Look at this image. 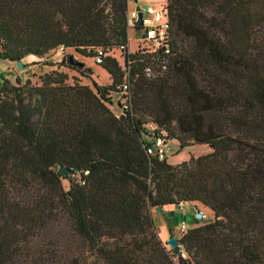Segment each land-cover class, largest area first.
<instances>
[{
	"label": "trees",
	"instance_id": "trees-1",
	"mask_svg": "<svg viewBox=\"0 0 264 264\" xmlns=\"http://www.w3.org/2000/svg\"><path fill=\"white\" fill-rule=\"evenodd\" d=\"M128 1L0 0V60L71 49L109 80L1 77L0 264H264V0H165L163 37L132 53ZM155 138L210 151L170 165L145 153ZM190 202L212 220L179 232L181 258L150 210Z\"/></svg>",
	"mask_w": 264,
	"mask_h": 264
},
{
	"label": "rangeland",
	"instance_id": "rangeland-1",
	"mask_svg": "<svg viewBox=\"0 0 264 264\" xmlns=\"http://www.w3.org/2000/svg\"><path fill=\"white\" fill-rule=\"evenodd\" d=\"M165 0H135L128 1L126 7V32H127V53H132L136 50L151 51L154 48L152 42L141 41L143 34L142 28L135 29L131 28L135 24L134 20H129V13L139 11L142 13L143 23L149 24L151 22V14L154 11L163 9ZM107 55L114 58L117 63L122 65V55L119 54L116 48H112L107 52ZM68 56L72 57L73 62H79L82 67L77 68L74 65L70 66L67 63ZM61 61V62H60ZM21 69L15 67V62H7L0 60V75L7 80L10 84H14L15 81L20 84L25 80L29 81L31 84H38V77L49 70H57L66 75V83L71 84L73 81L80 85L90 86V80H92L98 87H105L109 84V80L104 76L103 71L96 67L91 58H84L74 53L71 49H65L59 51L55 49L48 52L45 56L40 59L35 57L26 56L20 61ZM60 62V66L57 64ZM45 64H52V66H44ZM90 71H88V70ZM91 72V74H89ZM107 98L105 106L111 111L114 116L119 114L118 107L120 104L119 94L108 92L105 96ZM145 134L142 137L147 141H152V130L153 126L146 124L143 126ZM162 150L164 153V158L166 163L170 165L177 164L181 161H186L188 157H197L208 153L210 150L205 145H191L178 149L177 142L175 140H167L162 145ZM61 185L64 189L67 188V183L65 180L61 181ZM152 217L158 222L157 235L161 243L166 249V240L169 237H174L177 239L179 237V226L184 225L185 230L209 223L212 220V215L209 211L203 208L201 205L196 203H182L178 206H172L169 208H164L161 212H156L154 209L150 210ZM195 214H199V218H195ZM54 229L52 234H56L57 240L60 242V246L67 247V236L65 233L56 231ZM57 232V233H55ZM87 253L85 252L83 257ZM86 262L89 264H96L92 262L91 257H85Z\"/></svg>",
	"mask_w": 264,
	"mask_h": 264
},
{
	"label": "built area",
	"instance_id": "built-area-1",
	"mask_svg": "<svg viewBox=\"0 0 264 264\" xmlns=\"http://www.w3.org/2000/svg\"><path fill=\"white\" fill-rule=\"evenodd\" d=\"M136 18L135 12L129 13V20H134ZM166 29V23L163 17L161 8L157 11H154L151 14V22L148 26L143 27V40H153L154 42H159L163 37L164 30ZM122 48V47H121ZM120 48V49H121ZM167 52V50H166ZM103 54L100 51H97L94 56V62L99 64L101 62ZM121 90H126V86L122 85ZM164 140L161 138H155L153 143L150 146L145 147V153L147 155L154 156L157 160H162L164 158V153L162 150V145ZM185 231L183 224L179 226V232ZM178 254L181 258H185L184 254L178 249Z\"/></svg>",
	"mask_w": 264,
	"mask_h": 264
},
{
	"label": "water",
	"instance_id": "water-1",
	"mask_svg": "<svg viewBox=\"0 0 264 264\" xmlns=\"http://www.w3.org/2000/svg\"><path fill=\"white\" fill-rule=\"evenodd\" d=\"M141 19H142V13L141 12H137L136 13V18H135V24H139L140 22H141ZM15 67L17 68V69H21V63L20 62H18V61H16L15 63ZM1 75H0V79H1ZM103 92V90H101V93ZM57 173L59 174V175H65L66 173H67V170L66 169H64L63 167H58L57 168ZM154 211H156V212H161V209L160 208H158V207H156V208H154ZM200 217V215L199 214H195V218H199ZM166 246L170 249V250H172L175 254H177L178 253V245L176 244V240L173 238V237H169L167 240H166Z\"/></svg>",
	"mask_w": 264,
	"mask_h": 264
},
{
	"label": "crops",
	"instance_id": "crops-1",
	"mask_svg": "<svg viewBox=\"0 0 264 264\" xmlns=\"http://www.w3.org/2000/svg\"><path fill=\"white\" fill-rule=\"evenodd\" d=\"M141 21H142V26L143 27H146V26H148L149 24H146V22L145 23H143V20L141 19ZM126 48H127V44H126ZM169 207H172V206H164V207H162V209H164V208H169ZM174 238V237H173ZM175 239V238H174Z\"/></svg>",
	"mask_w": 264,
	"mask_h": 264
}]
</instances>
